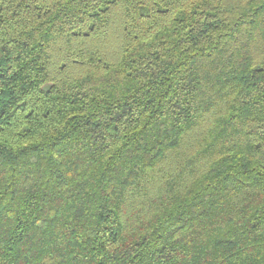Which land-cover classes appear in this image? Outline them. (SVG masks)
Here are the masks:
<instances>
[{
	"label": "trees",
	"instance_id": "16d2710c",
	"mask_svg": "<svg viewBox=\"0 0 264 264\" xmlns=\"http://www.w3.org/2000/svg\"><path fill=\"white\" fill-rule=\"evenodd\" d=\"M0 264H264V0H0Z\"/></svg>",
	"mask_w": 264,
	"mask_h": 264
}]
</instances>
